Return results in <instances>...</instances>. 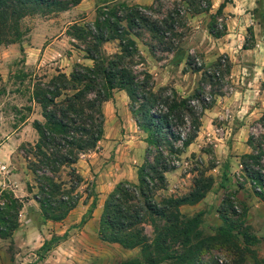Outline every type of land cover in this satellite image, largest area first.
Wrapping results in <instances>:
<instances>
[{"label": "trees", "instance_id": "obj_1", "mask_svg": "<svg viewBox=\"0 0 264 264\" xmlns=\"http://www.w3.org/2000/svg\"><path fill=\"white\" fill-rule=\"evenodd\" d=\"M183 1L186 6L173 4L160 17L146 12L154 11L151 5L127 4L121 0L96 4L91 23L69 25L72 33L83 40V55L91 63L74 61L68 73L56 68L55 73L44 82H36L31 89V99L38 103L42 119L31 120L36 139L27 142V148L22 145L21 151L32 175V186L36 188L32 197L43 219L62 218L78 201V187L85 179L74 163L80 153L93 149L102 137V102L112 96L114 88L124 90L128 98V110L144 133L145 157L136 166L135 182L120 180L107 193L97 235L122 247L137 246L140 254L113 264H203V253L220 242L217 237L201 234L198 228L201 210L186 217L178 208L180 203H192L204 196L212 183L210 175L194 178L192 186L181 195L154 199L155 191L166 185L165 171L176 166L179 154L197 134L203 110L213 102V96H204L198 88L182 95L169 85L155 87L147 70L135 68L139 63L134 58L139 57L135 37H140L141 29L149 32L157 48L174 49L176 28L183 24V13L208 10L211 5L210 0ZM77 2L0 0V41L19 38V20L23 16L45 9H67ZM224 2L217 5L206 25L214 37L225 32L224 23L218 27L214 19ZM112 38L117 39L118 50L105 54L101 44ZM261 148L257 146L254 152L242 153L239 163L253 192L264 200V162L261 161L264 147ZM226 182L224 178L218 186L225 188ZM87 183L86 191L91 188V182L89 186ZM223 202L231 208L226 198ZM21 206L22 199L11 190H0V236L8 235L16 226ZM145 224L151 226L150 234L145 231ZM220 233L224 235L223 227ZM241 237L243 242L249 237L255 239L245 231ZM48 245L43 242L40 249L45 250ZM212 263L210 260L209 264ZM231 263L241 264L235 256Z\"/></svg>", "mask_w": 264, "mask_h": 264}, {"label": "rangeland", "instance_id": "obj_2", "mask_svg": "<svg viewBox=\"0 0 264 264\" xmlns=\"http://www.w3.org/2000/svg\"><path fill=\"white\" fill-rule=\"evenodd\" d=\"M121 1L127 4L151 5L154 11L146 12L159 17L173 4L186 6L183 0H151L148 3L143 0ZM225 1V9L222 8L214 17L218 27L221 23L225 25V32L218 37L209 34L206 28L211 14L217 7V0H210L208 10L183 13V24L176 28L178 34L174 49L157 48V43L147 30L141 29L140 37H135L139 56L134 57L139 61L135 68L147 70L155 87L169 85L182 95L198 88L204 96H213V102L200 116L197 136L192 144L195 150L179 154L175 167L179 168L176 174L182 177L179 179L180 186H177L180 190L168 193L163 188L157 189L154 199L158 201L160 197L181 195L192 186L194 178L210 175L211 186L204 197L200 198L199 204L202 208L199 210L202 214L198 228L201 234L217 237L221 243L217 242L208 252L203 253L202 263L209 264L212 260L214 264H232L231 258L235 256L239 257L241 264H264V259L258 255L261 235H256L255 226L250 223L249 217L251 215L252 221L257 223L258 219L254 218V214H259L260 210L264 209V200L253 192L239 163L242 153L254 152L257 146H261V149L264 147V0H254L251 8L245 7L246 0ZM105 2L106 0H84L88 11L45 9L27 14L19 20V38L14 41H0V141L20 129L21 125L16 126L24 117H27L29 125L21 130L22 136L29 138L32 132H35L31 120H41L42 116L38 103L31 99V89L36 82H44L56 72V59L62 66H68L65 73L70 71L74 61L91 63V60L83 55V40L72 33L69 25L73 22L91 23L95 5ZM69 20L74 21L67 23ZM145 42L154 46L150 47ZM12 44L13 48H10ZM28 45L39 47V57L42 58L39 64L37 61H25L24 49ZM101 48L105 54L117 51V39L103 41ZM56 50L60 52L59 55H56ZM68 55H71L72 59L65 63ZM193 66L198 69L193 70ZM128 103L124 90L117 88L112 90V96L108 100L102 102L103 134L95 151L98 152L104 147L107 151L106 161L110 160L114 153L110 147L112 140H122L123 134L130 133L128 124L124 118H120L124 117L125 110H128ZM136 130L133 131L134 134L144 135L139 133L141 130L138 128ZM26 143H16L6 168L17 171L13 187L17 190V181H22L19 183L23 184L25 194L18 197L22 199V204L24 203L23 208L29 206L30 209L31 203H28V199H33L32 194L36 188L32 186V175L28 169H24L27 170L28 179H24L25 176L20 173V165L27 168L25 160L20 156L22 145L24 148L28 147ZM148 156L151 157L150 154ZM144 157L145 153L133 165L137 166ZM261 157L264 162V152ZM2 168L0 166V169ZM224 178H227L228 185L220 188L218 182ZM86 181L90 183L92 178H87ZM84 186L82 183L78 187L81 193L85 190ZM3 190L10 189L5 187ZM223 198L229 201L232 209L223 202ZM260 201L263 203L260 204ZM20 209L21 207L18 214ZM29 209L27 211H30ZM199 210L182 213L190 217ZM221 214L226 218H222ZM222 227L224 235L220 233ZM145 231L150 234L151 226L145 224ZM242 231L255 239L249 237L247 242H243ZM50 246L48 245V248ZM8 249L12 253L16 250L14 245H10ZM78 250L79 253L84 252ZM44 251L40 247L33 251L28 264H38L39 260L42 261ZM218 257L221 259L220 263L217 262ZM19 260L16 258L14 264H19ZM108 261H97L95 264L117 263L113 259Z\"/></svg>", "mask_w": 264, "mask_h": 264}, {"label": "crops", "instance_id": "obj_3", "mask_svg": "<svg viewBox=\"0 0 264 264\" xmlns=\"http://www.w3.org/2000/svg\"><path fill=\"white\" fill-rule=\"evenodd\" d=\"M135 1L141 2V0ZM143 1L148 3L151 0ZM221 1L222 0H217L216 5ZM244 2H247V6L245 7L248 8H251V3L254 4V0H246ZM225 7L224 3L222 8L225 9ZM82 9L88 11L84 6V0H78L77 3L65 9V11H81ZM72 21L74 20H69L67 23ZM10 48H13V44ZM24 50L26 51L24 55L25 61H37V64H39L40 60H42V58L39 57L40 53L38 46L28 45ZM59 54L60 52L56 50V55ZM71 59V55L66 56L65 63H69ZM58 61L56 59V67L66 72L68 66H62ZM120 118H124L130 129V133L123 134L122 140H112L110 147L113 148L114 153L110 160L106 161L107 158H105V155H107V151L104 147H101L98 152L95 151V147H98V140L94 149L80 153V156L74 163L76 170L85 180L90 177L92 178L90 184L91 188H89L88 191H82V193L79 191L80 197L76 204L60 219H43L36 201L32 198L28 199V203H31L30 209L29 206L23 208V203L17 217L16 226L8 235L0 236V264H14L16 258L20 259L17 263L28 264L30 259H32L31 255L33 251L39 248L43 242H47L51 246L45 249L44 257L42 261H38V264H76L77 262L95 264L97 261L107 263L109 262L108 260L113 259L119 262L139 257V247H122L116 242L102 240L97 235L99 215L107 193L112 190L115 184L120 180L136 181V166L133 165V163L140 160L146 145L142 134L138 135L133 133V131L137 129V126L129 110H125L124 117L120 116ZM20 125L22 126L20 129L0 141V166L3 167L0 169V190L8 187L16 196L25 194V189L23 184L20 185L19 182H22L20 180H18L17 183L15 182L18 185L17 190L13 187L12 183L15 181L14 175L17 171L9 168L8 170L6 168L7 163L16 143L20 141L32 143L36 139V132H32L29 138L22 136L21 130L29 125L27 117H24L16 127ZM139 133L143 132L140 131ZM194 139L184 148L182 153L184 151L195 150L192 146ZM111 148H109V150ZM20 156L24 159L21 153ZM24 169L27 168L20 165V173L25 176L24 179H28L27 170ZM177 170L179 171V168L174 167L164 173L166 186L163 190L168 191V193L180 190L177 186H180L179 179H182V177L176 174L178 173ZM86 183L87 181L83 184ZM199 203H201V199L192 203L183 202L178 205V208L181 212L191 213L202 208ZM261 203H263V201H260V204ZM262 205L264 206V204ZM207 207H209V204ZM28 209L30 211H27ZM254 215V218L258 219L257 223H254V220L252 221V216L249 215L250 223L255 226L256 235H261V246L258 255L264 259V209L262 208L259 214ZM63 235L65 236L62 237ZM10 245L15 246L16 250L14 253L8 249ZM78 249L81 251L84 250V252L79 253Z\"/></svg>", "mask_w": 264, "mask_h": 264}, {"label": "built area", "instance_id": "obj_4", "mask_svg": "<svg viewBox=\"0 0 264 264\" xmlns=\"http://www.w3.org/2000/svg\"><path fill=\"white\" fill-rule=\"evenodd\" d=\"M220 260H221V259L218 257V258H217V262L220 263Z\"/></svg>", "mask_w": 264, "mask_h": 264}]
</instances>
